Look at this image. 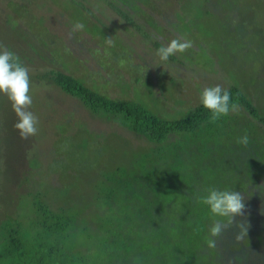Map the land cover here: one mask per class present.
<instances>
[{
  "label": "trees",
  "instance_id": "16d2710c",
  "mask_svg": "<svg viewBox=\"0 0 264 264\" xmlns=\"http://www.w3.org/2000/svg\"><path fill=\"white\" fill-rule=\"evenodd\" d=\"M9 1L15 5L13 0ZM36 1L30 0L31 4ZM51 1L59 8L75 10L76 22L84 11L97 27L100 23L97 34L89 33L85 42H80L85 46L77 47L75 56L69 54L76 60L84 61L88 57V61L96 60L99 82L105 74L111 77L110 72L103 70V60L116 63L119 51L112 52V57L111 49L125 44L119 42L115 29L106 27L81 0H69L65 6L57 0ZM106 1L120 18L142 30L131 11L125 8V5H131L132 9L141 10L139 2L133 5L132 0ZM140 1L147 5L149 0ZM21 5L24 9L30 8L27 1ZM38 12L39 15L40 10ZM69 12L73 14V11ZM262 18L264 5L256 14L257 20ZM257 25L259 27V21ZM119 26L118 22L115 27ZM43 29L48 37L40 42L44 50L39 51L36 47V52L38 56L50 59L53 49L57 51L51 35L60 28H53L48 23ZM251 34L259 35L257 32ZM108 37L114 41V46L106 44ZM145 41L153 48L154 45L162 46L147 38ZM75 47L74 42L71 48ZM11 51L19 54V50ZM128 51L130 54V48ZM23 56L19 54L20 58ZM170 58L174 61L167 62L169 65L174 63L176 72L179 65L188 61L186 56L178 59V54ZM50 61L46 71L52 70L58 87L77 97L94 116H102L104 120L118 123L139 135L145 140L146 147L134 155L131 162L117 164L103 178L95 181L86 174L76 178L71 185L78 188L77 185L83 183L84 190L78 196L84 200L72 193L76 190L74 187H69L56 196L60 204L56 205L48 194L39 195L32 203L35 210L28 199L27 210L23 208L18 218L8 211L0 214V264H133V258H138L137 264H264V227L252 230L251 214L246 208L250 204L260 208L261 205H256L259 199L264 203V109L257 97L259 105L252 95L249 97L248 92L233 85L227 89L234 102L244 105L243 111L240 109L239 113L210 123L209 111L198 101L183 117L169 119L158 115L146 104L132 100L133 95L130 98L125 94L111 97L107 87H100L98 82L88 85L87 79L84 84L58 63L50 65ZM227 62L243 69V59L235 58L234 54L229 55ZM251 62L246 60L245 65ZM39 63L46 67L43 59ZM234 126L240 130L238 138L247 133V146L237 141L228 142V128ZM233 145L238 147L237 159H227L226 153ZM65 171L58 170V174ZM208 188L237 191L245 197L244 215L235 217V222L215 238L214 248H209L206 243L210 238V227L215 221L227 223L230 218L213 216L206 205L197 202L198 197L206 195ZM28 192L29 198L35 196L32 189ZM3 207L0 199L1 212ZM240 222L248 225V231L237 240L239 228L236 224Z\"/></svg>",
  "mask_w": 264,
  "mask_h": 264
},
{
  "label": "rangeland",
  "instance_id": "374dc122",
  "mask_svg": "<svg viewBox=\"0 0 264 264\" xmlns=\"http://www.w3.org/2000/svg\"><path fill=\"white\" fill-rule=\"evenodd\" d=\"M13 1L15 5L9 0H0V43L24 54L20 59L29 69L31 111L39 118V131L26 140L21 139L14 127L17 117L7 97L0 94V199L4 203V211L0 214L8 211L18 218L23 208L27 210L25 205L30 203L32 206L39 195L48 194L56 205L60 204L56 196L64 193L66 188L74 187L71 184L76 178L85 174L95 181L103 178L117 164L131 162L134 155L146 147L145 140L139 135L118 123L104 120L102 116H94L77 97L58 87L52 70L46 71L50 59V65L58 63L84 84L86 79L88 85L98 82L100 87H107L111 97L125 94L130 98L133 95L132 100L146 104L158 115L169 119L183 117L199 103L201 90L216 84L223 88L240 86L249 97L253 96L257 105L258 99L264 109V18L256 19L264 0H149L147 5L132 0L133 5L139 2L141 10H134L131 5H125V8L131 11L142 30L120 18L106 0H81L106 27L115 29L119 42L125 43L123 47L111 49L112 57V52L119 51L116 63L103 60L106 67L102 66L103 70L111 75L102 76L101 81L106 83L97 78L99 65L96 60L88 61L89 57L84 61L76 60L69 54L75 56L77 47L85 46L80 42L84 43L89 33L96 35L100 23L97 27L83 11L77 21L85 25L84 30L70 33L76 22V11L72 8H59L51 0H38L35 4L34 0L33 4L30 0ZM23 1H27L30 8H22ZM57 1L62 5L69 4V0ZM93 11L91 13L95 14ZM118 22L120 26L116 28ZM48 23L53 28H60L51 35L57 51L53 49L50 59L40 57L36 52V47L39 51L44 50L40 42L48 37L43 29ZM255 32L259 35L251 34ZM181 34L193 41L194 48L177 53L178 59L186 56L188 61L179 65L176 72L174 63L169 65L174 60L169 58V62H161L156 55L158 48L146 44L145 38L166 45ZM74 42L76 47L72 49ZM232 54L243 59L242 70L240 65L227 62ZM40 59L46 63L45 68L39 63ZM246 60L252 62L246 66ZM161 63L163 65H159ZM60 66L55 68L61 69ZM239 106L243 111L244 105ZM234 128H228V142L235 143L238 139L240 130ZM237 156L238 147L233 145L225 157L237 159ZM56 167L66 171L58 174ZM77 186L72 191L75 196L84 190L83 183ZM29 189L35 193L32 198H29ZM263 204L259 199L256 205H261L260 208L252 207V204L246 207L251 214L252 230L264 227Z\"/></svg>",
  "mask_w": 264,
  "mask_h": 264
},
{
  "label": "clouds",
  "instance_id": "9594fccd",
  "mask_svg": "<svg viewBox=\"0 0 264 264\" xmlns=\"http://www.w3.org/2000/svg\"><path fill=\"white\" fill-rule=\"evenodd\" d=\"M84 28L85 25L77 21L73 23L70 32L83 31ZM111 37L105 38V42L109 46H114ZM192 47L193 41L181 34L170 40L166 45L160 46L156 50V55L161 62H167L171 56L177 53L182 54ZM31 90L32 81L29 69L23 64L18 54L0 43V94L6 96L9 100L17 117L14 127L20 138L25 140L35 136L39 131V118L31 111L33 104ZM200 103L209 111L210 123H216L222 117L240 111V106L238 102L232 100L230 91L219 84L204 87L200 93ZM237 143L247 146L249 143L247 133L239 137ZM205 191L206 195L198 197L197 202L206 205L213 216L230 218L227 223L219 220L215 221L210 227V238L207 239L206 243L209 248H214L216 246L215 238H218L225 228L235 222V217L244 215L245 197L237 191L217 188H208ZM236 227L239 228L235 237L237 240L247 235L248 225L245 222L237 223ZM137 261L138 258H133V264H137Z\"/></svg>",
  "mask_w": 264,
  "mask_h": 264
}]
</instances>
